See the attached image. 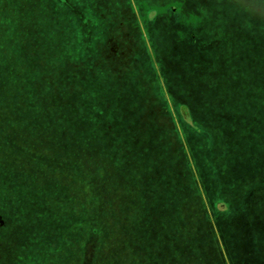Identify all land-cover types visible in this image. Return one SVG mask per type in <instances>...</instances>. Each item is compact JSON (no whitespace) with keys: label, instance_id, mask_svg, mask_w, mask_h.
Listing matches in <instances>:
<instances>
[{"label":"rangeland","instance_id":"obj_1","mask_svg":"<svg viewBox=\"0 0 264 264\" xmlns=\"http://www.w3.org/2000/svg\"><path fill=\"white\" fill-rule=\"evenodd\" d=\"M209 1L200 0L201 4H204V11H201L194 7L197 0H74L75 3L86 6V13L90 15L93 27H96L99 33L93 47L95 56L98 57L96 60L99 61V68L87 81L92 83L91 86L86 88L87 90L81 89L86 91H80V87H77L78 105L74 112L70 111L72 113L67 116L71 123L75 118L77 122L80 121L78 125L75 122L76 125L72 128L74 131L72 136L75 139L72 145L73 159L78 162V171L73 175L76 185L72 188L68 171L63 174L68 177L53 178L50 171L56 166L41 165L39 174L35 171L28 174L30 179L39 177L44 187L40 188L39 185L34 186L23 180L24 196L20 195L22 198L20 205L24 211L22 223H16L20 235V244L16 246V250L21 255L6 254L5 259L0 260V264H24V260L31 255L43 256L44 244L42 245L37 237L42 230L51 225L46 211L52 210L60 212L66 210L65 213L75 214L76 220L83 226L88 223L104 224L100 238L91 235L97 239L99 248H102L100 257L104 263L101 264H216L215 261L218 259L221 262V252L228 254L222 242L221 230H224L223 239L226 242H236L241 252L244 251L240 239L232 240L235 234L225 223L216 221L212 213L218 242L214 237L212 243L216 256H211L210 244L207 246L205 237L207 222L204 214L199 218V229L196 231L199 235L203 233L204 247H201L203 257L201 260L194 258L195 261L191 262V253L185 250L189 248L190 238L184 235L183 228L185 223L189 225L191 221L189 216L193 211L186 207L179 211L171 209V199L176 197L171 192V175L177 176L174 166L176 164L178 168V162L181 163L182 158L187 165L186 159L191 158L189 151L182 156V153L174 148L172 122L174 117L176 119L175 103L182 98L193 101L196 108L199 105L198 71L191 70L189 63L186 65L184 63L190 50L189 46H185V39L192 38L196 33L201 36V47L196 46L197 50L194 51L196 55L191 57L190 63L193 67L194 63L206 61L208 53L209 74L212 76L219 74L216 79H210L213 94L221 93L227 100L228 96L238 95V105L243 106L244 100L248 98L252 100V92L256 91L262 104L264 103L262 62L264 48L255 49L257 46H264V0H251L250 3H247V0H220V3H216V8L209 5ZM0 2L2 3V0ZM47 2L56 5V0ZM257 3L260 7H257ZM7 5V10L0 12L7 24L10 21L16 23L21 16L25 17V10L29 24L35 23L31 22L33 20L39 23L42 21L43 13L35 12L33 3L26 2L21 8L24 10L19 13L16 6L9 2ZM180 6L185 10L180 9ZM176 7L183 14L176 16L173 11ZM171 10L174 13H171ZM195 16L197 18L194 19ZM196 19L200 24V30L195 33L191 26L192 21ZM174 21L181 27H186L180 28V35L185 37L179 38L177 45L174 40L176 35L171 30V23ZM53 23L51 19L44 18L40 24L47 27ZM226 23H230L228 28L224 27ZM16 28L10 26L11 31H15ZM33 28L34 26H31V29ZM107 29L106 35L103 34ZM56 30L58 33H64L62 27ZM29 32L32 36L39 33L28 29L26 33L23 32L27 39L30 36ZM216 34L223 37L227 43L213 46ZM207 42L212 46H207ZM241 48L242 50L250 48L252 58L256 57L255 61L246 64L245 53L243 54ZM84 52L81 50V54ZM103 52L106 57L104 60L101 58ZM259 52L262 55L257 56ZM230 67H233L232 71L242 72L240 80L237 74L230 73ZM102 68L103 72L100 73ZM110 70H115L118 75H110ZM83 74L87 75V70H81L80 75ZM97 75L102 76L101 81H98ZM254 96L257 97L256 94ZM220 102L222 104V100ZM225 106H228V102ZM248 106L253 108L251 102ZM208 111L202 113H209L211 119L219 116ZM53 113L57 117L59 113L57 108ZM255 115L258 113L255 112ZM227 116L230 124L227 121L221 126L225 133L222 132L220 169L225 173L223 182L230 183L228 188L232 192L239 187L237 172L243 175L258 174L264 164L256 162L263 158L257 155L254 145H249L254 144L253 142L249 143L237 137L236 139L229 133L231 129L238 133L244 126L239 121V116L237 114ZM14 125L10 122L8 128ZM212 135L214 136L213 131ZM232 144L237 146L233 147ZM239 148L243 153L238 152ZM232 157L235 159L230 162L229 159ZM113 161L124 173L123 204L119 210L112 208L115 193H109L107 183L100 181L98 177L102 169L107 168V172L110 170V162ZM6 165L0 161V184H4L1 175ZM209 181L210 179L206 178L200 182L203 192ZM6 184L10 185V182L7 181ZM51 184L59 187L57 196L50 195L47 188ZM52 188L56 190V187ZM189 189L192 190V187ZM2 192L3 190H0V194ZM8 195L11 198L12 193ZM189 195H191L189 204L192 203L198 209L199 200L194 197L192 191ZM51 196H55L56 199ZM209 204L208 202V207ZM14 205H19L16 200L8 202L5 207ZM39 210L44 214L42 224L36 218ZM208 210L211 212L210 208ZM81 229V233L75 238L77 244L74 246L71 261L82 255L78 242L89 235L86 234V229L83 227ZM73 232L75 231L71 229L70 236ZM9 234L10 231L6 230L3 235ZM130 245H133L132 251H128ZM7 247L8 241L6 243L0 241V250ZM206 249L208 258L205 261ZM238 254L240 261L242 255L240 256L239 252ZM18 255L20 257H17Z\"/></svg>","mask_w":264,"mask_h":264},{"label":"trees","instance_id":"obj_2","mask_svg":"<svg viewBox=\"0 0 264 264\" xmlns=\"http://www.w3.org/2000/svg\"><path fill=\"white\" fill-rule=\"evenodd\" d=\"M219 1L210 0L209 5L215 7L216 3H220ZM8 2L17 7L18 13L24 10L21 8L26 2L33 3L35 12L43 13L42 21L44 18H49L54 23L52 26L45 27L40 24L42 21L39 20V23L37 20H33L31 22L35 23L29 24L25 10V17L21 16L16 23L10 21L7 24L4 22L3 14H0V161L7 164L1 175L4 184H0V190H3L0 194V241L3 243L8 241V247L0 250V260L5 259L6 254H13L14 256L20 254L16 250V246L20 244L19 227L16 226V223H22L21 218L24 209L20 205L22 199L20 195L24 196L23 182L31 183L34 186L39 185L40 188L44 187L41 185L42 181L39 180V177L30 179L29 173L35 171L36 174H39L41 165L56 166L50 171L53 178L68 177L63 175L68 171L72 188L76 185L73 175L78 171V162L73 159L72 145L75 139L72 136L74 132L72 128L76 124L78 125L80 121L77 122L75 118L71 123L67 120V116L74 112L78 105L77 87H80V91H86L92 84L87 81L99 68V61L96 60L98 57L96 58L93 49L99 33L97 28L93 27L90 15L86 13V6L79 5L74 0H56L57 6L52 2L48 4L47 0H2L0 12L7 10ZM250 2L251 0H247V3ZM194 7L204 11V4H201L200 0L195 2ZM257 7H260L259 3H257ZM179 8L185 10L184 7L180 6ZM179 8H174L175 13L172 10L171 13L176 14V16L183 14ZM57 14L59 16H55ZM124 21L126 22L127 19ZM192 22L191 28L196 33L200 30V24L197 19ZM10 26L17 28L15 31H11ZM31 26L34 28L31 29ZM229 26L230 23L224 24L225 28ZM61 27L64 29L63 34L56 30V28L60 30ZM180 28L186 27H181L175 21L171 23L172 33L176 35L174 38L176 45L179 38L185 37L180 35ZM28 29L39 33L32 36V33L29 32L30 36L27 39V35L23 32L26 33ZM107 31L108 29L103 34ZM216 36L213 46L227 43L223 37L217 34ZM200 38L199 33H196L192 38L185 39V46H189L190 50L184 63L185 65L189 63L191 70L197 69L198 71L199 105L197 109L193 101L182 98L176 100L175 103L176 119L174 117L172 122L174 124L172 136L174 148L176 151L179 150L182 156L189 151L191 158L186 159L187 165L184 164L185 161L182 158L181 163L178 162V168L176 164L174 166L177 176L171 175V192L176 197L171 199V209L179 211L186 207L193 211L192 215L189 216L191 220L189 225L185 223V228H183L184 235L190 238L189 248H185V250L191 253V262H194L195 259L201 260L203 257L201 248L204 247L203 233L199 235L196 231L199 229V218L205 214L207 222L205 237L207 246L210 244L211 256H216L215 246L212 242L213 238L217 237L213 215H215L216 221H222L229 227L230 231L235 234L232 240L240 239V244L244 248V251L241 252L236 242H226L223 239L224 230H221L223 233L222 242L228 254L221 252V262L218 259L215 261L216 264H264V195H262L264 194V165L261 166L258 174L245 173L243 175L237 172L239 187L232 192L228 188L230 183L223 182L225 173L220 169V167L222 168L220 151L221 139L223 138L221 126L228 121L227 115L235 114L239 116L238 119L244 126L238 133L233 129L229 133L235 138L245 139L249 143L253 142L254 144L249 145H254L257 155L263 158V160L256 162L264 164V114L262 113L264 112V103L262 104V100L256 91V93L252 92V100L250 98L244 100L243 106L238 105V95L228 96L227 100L223 98L221 93H212L213 85H210V79H216L219 74L216 76L209 74L210 69L207 67V60L210 57L208 53L205 57L206 61L194 63L193 67L190 63L191 57L196 55L194 53L197 50L196 46L201 47ZM207 43V46H212L209 42ZM263 48L264 46L255 47L257 50ZM81 50L85 51L84 54H81ZM242 51L243 54L245 53L246 64L255 61L256 57L252 58L250 48ZM104 55L105 52L102 53V60L106 59ZM258 55H262V53L259 52ZM232 68H229L230 73L232 75L237 74L238 80H240L242 72L232 71ZM81 70H87V75H80ZM102 72L103 68L100 73ZM110 73V75H118L115 70H110ZM97 76L98 81L102 80V76L104 80L106 79L105 74ZM255 94L257 97L254 96ZM226 102H228L227 107L225 106ZM250 102L253 106L252 109L251 106H248ZM55 107L59 112L57 117L53 113L56 112ZM209 109L210 111H208ZM207 111L215 112L219 116L211 119L209 113H202ZM255 112L258 115H255ZM82 121L85 120L82 119ZM10 122L15 125L8 128ZM85 122L83 123L90 124ZM261 136L263 137L261 138ZM232 146L237 145L232 144ZM238 152L243 153V150L239 148ZM178 156L180 155L178 154ZM234 159L235 157H232L229 161L233 162ZM109 169L108 172L107 168L102 169L98 173V177L100 181L107 183L109 193H115L116 197L113 199L112 208L119 210L123 204L124 173L114 161L110 162ZM206 178H209L210 181L204 190L205 192H203L200 182L202 183ZM7 181L10 182V185L6 184ZM52 186L56 187V190H53ZM190 187L192 190L189 189ZM47 189L50 191V195L55 194L57 196L59 193V187L56 184L48 185ZM190 191L200 202L198 209L188 202L191 198ZM9 193H12L11 198ZM51 197L56 199L55 196ZM13 200H16L19 205L5 207V204L12 203ZM208 202L210 203L209 207ZM65 212L66 210L63 212L59 210L46 211L51 225H48L44 231L42 230L37 237L42 245L44 244L43 256L42 254L31 255L24 260V264L104 263L100 257L102 248H99L97 241L103 231L104 224L102 222L97 223V225L88 223L83 226L79 220H76L75 214ZM36 216L39 223L42 224L43 212L39 210ZM89 222L91 221L89 220ZM68 223L70 224L66 227ZM82 227L86 229V234L89 235L78 242L79 252L82 255L71 261L74 246L77 244L75 238L81 233ZM71 229L75 232L70 236ZM6 230L10 231L9 236L3 235ZM116 237L113 236V238ZM215 240L218 242L217 238ZM132 250L133 245H130L128 251ZM238 252L240 256L242 255L240 261L237 257ZM207 258L208 250L206 249L204 260L206 261Z\"/></svg>","mask_w":264,"mask_h":264}]
</instances>
